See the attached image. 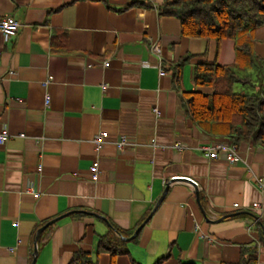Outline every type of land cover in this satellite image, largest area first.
Returning <instances> with one entry per match:
<instances>
[{
	"label": "crops",
	"instance_id": "1",
	"mask_svg": "<svg viewBox=\"0 0 264 264\" xmlns=\"http://www.w3.org/2000/svg\"><path fill=\"white\" fill-rule=\"evenodd\" d=\"M163 2L0 0V20L21 24L7 43L0 32V132L11 135L0 143V264H32L38 229L63 215L36 264L81 250L95 264H264V143L196 124L182 99L201 90L197 65L236 62V41L185 36ZM255 35L264 59V25ZM123 135L133 144L119 150ZM216 142L236 145L239 160L209 157L202 147ZM176 176L196 180L199 198ZM112 227L126 252L101 250ZM247 248L256 261L243 263Z\"/></svg>",
	"mask_w": 264,
	"mask_h": 264
},
{
	"label": "trees",
	"instance_id": "2",
	"mask_svg": "<svg viewBox=\"0 0 264 264\" xmlns=\"http://www.w3.org/2000/svg\"><path fill=\"white\" fill-rule=\"evenodd\" d=\"M158 8L161 15L181 20L185 36L236 41L238 55L234 64L196 66L195 84L201 90L182 95L190 117L200 126L206 122L224 126L222 135L235 144L264 143V59L255 51L256 29L264 25V0H164ZM238 84L257 86L253 93L237 92ZM53 226L41 234L40 241L51 233ZM263 226L264 223L257 222L264 242ZM116 231L112 227L110 233L101 236V250L113 251V255L127 251ZM256 253L255 248L245 249L243 263L256 261ZM69 264L95 261L90 252L81 250Z\"/></svg>",
	"mask_w": 264,
	"mask_h": 264
},
{
	"label": "built area",
	"instance_id": "3",
	"mask_svg": "<svg viewBox=\"0 0 264 264\" xmlns=\"http://www.w3.org/2000/svg\"><path fill=\"white\" fill-rule=\"evenodd\" d=\"M20 22L15 19L12 16L4 17L3 19L0 20V32L3 36L4 42L7 43L11 41V39L18 33L20 30ZM156 49V47H154ZM2 54V51L0 49V55ZM107 64V62H106ZM50 101V95H46V102L49 104ZM155 112H158V109H154ZM108 136L107 131H101L98 133L93 141L96 144L98 148L102 147V145L105 143V140ZM11 135L9 131L7 130L6 127L0 132V143L5 144L6 141L10 139ZM133 144V141H131L127 136L123 135L119 138L117 141V147L119 150H124L125 148L131 146ZM176 147L181 149L183 145L181 143H177ZM202 150L211 158L218 159V158H224L226 159L229 163L234 164L239 160L238 152H237V146L236 145H230L229 143L226 142H216L213 144H206L202 147ZM91 173H92V179L93 180H98L100 178V163L98 161L94 162L92 166L90 167ZM185 179H190L193 180L194 182L197 183L196 180L189 178V177H184V176H176L172 179L173 182L176 181H186ZM256 185L258 188L264 192V179H259L257 180ZM264 208V204L262 206ZM15 227L18 226V222H14L13 224ZM11 252L14 251V248H10Z\"/></svg>",
	"mask_w": 264,
	"mask_h": 264
},
{
	"label": "water",
	"instance_id": "4",
	"mask_svg": "<svg viewBox=\"0 0 264 264\" xmlns=\"http://www.w3.org/2000/svg\"><path fill=\"white\" fill-rule=\"evenodd\" d=\"M187 183H189L190 185H192L195 189V193L197 194L198 198H199V194H200V191H199V185L198 183L194 182L193 180H190V179H185ZM169 189V186L166 188V191H168ZM242 213H245V212H240V213H234V214H231L230 216H237V215H240ZM65 216L67 215H63V216H60V217H57L51 221H49L48 223H46L45 225H43L40 229H38L37 231V234H36V237H35V248H34V253H33V260H32V264H36V260H37V256H38V253H39V249H38V246H39V241H40V236L41 234L51 225H54L56 222H58L60 219L64 218ZM255 216V215H254ZM255 218L258 220L259 223H262L259 219V217L255 216ZM142 227H139L135 233V235L131 238H123L124 240L126 241H131L135 236L136 234L141 230ZM263 233H264V226H263Z\"/></svg>",
	"mask_w": 264,
	"mask_h": 264
},
{
	"label": "rangeland",
	"instance_id": "5",
	"mask_svg": "<svg viewBox=\"0 0 264 264\" xmlns=\"http://www.w3.org/2000/svg\"><path fill=\"white\" fill-rule=\"evenodd\" d=\"M246 72H243V74H245ZM247 74V73H246ZM263 82H264V80H263ZM257 86V85H256ZM256 86H253L252 84H248V85H244V84H238L237 86H236V88H235V90L237 91V92H243V91H248V92H251V93H253V92H255V90H256Z\"/></svg>",
	"mask_w": 264,
	"mask_h": 264
}]
</instances>
